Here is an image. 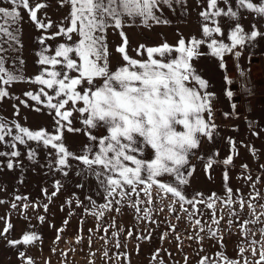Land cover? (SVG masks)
<instances>
[{
    "label": "rangeland",
    "instance_id": "obj_1",
    "mask_svg": "<svg viewBox=\"0 0 264 264\" xmlns=\"http://www.w3.org/2000/svg\"><path fill=\"white\" fill-rule=\"evenodd\" d=\"M250 2L259 6L262 0ZM28 4L32 9L45 5L37 11V20L51 24L50 28H38L28 10L17 8L10 0H0V7L9 11L15 8L20 14L15 22L0 17V24L14 37L0 32V59L7 72L22 78L11 84L0 83V88L9 93L0 100V123L5 125L4 140L0 141V264H28L29 260L32 264H225L224 257L238 264H264V35L222 53V58L213 55L208 46L212 39L231 46L229 34L237 26V19L244 33L256 30L264 34V15L239 6L238 0H217L218 8L226 12L231 7L237 17H213L217 22L213 24L201 15L214 11L209 8V0H171L170 5L159 3L154 9L160 23L149 19L145 24L141 17H122L126 51L132 59L148 58L141 45L153 48L166 42L175 49L180 39L186 47L192 38L205 41L191 64L207 82V89L200 90L208 95L212 113L208 117L214 127L211 138H205L198 156L184 171L187 183L178 185L186 200L201 201L193 208L155 185L151 202L142 190L145 185L136 189L139 196L113 199L102 184L104 176L95 173L98 167L104 171L101 166L89 167L72 157L61 166L56 149L29 140L20 132L17 125L32 132L43 129L57 134L60 117L46 106L54 90L30 81L52 67L41 65L38 53L43 50L44 55L54 56L56 46L80 40L76 32L70 33L71 40L63 35L48 38L60 28L71 26L72 5L67 0H28ZM204 26H218L221 33L205 37ZM106 43L109 68L124 62L117 52L123 44L121 29L107 28ZM171 57L178 58L179 53L173 51ZM155 58L160 57L156 54ZM84 87L82 84L77 90ZM228 91L233 93L231 98ZM27 92L39 95L41 102L26 96ZM75 107H84L83 102ZM72 109L69 101L61 111ZM69 120L70 127L78 131L65 128L63 142L69 152L81 157L91 147L81 113L73 111ZM17 136L25 143L13 139ZM13 152L19 155H11ZM229 158L232 162L226 165L224 161ZM109 200L110 207H104ZM209 202L214 208L207 207ZM26 234L37 239L29 245H10L9 241H22Z\"/></svg>",
    "mask_w": 264,
    "mask_h": 264
},
{
    "label": "snow or ice",
    "instance_id": "obj_2",
    "mask_svg": "<svg viewBox=\"0 0 264 264\" xmlns=\"http://www.w3.org/2000/svg\"><path fill=\"white\" fill-rule=\"evenodd\" d=\"M10 2L17 8L22 6L28 10L30 19L38 28L51 27V24L37 20V11L45 5H37L32 9L28 0H10ZM67 2L72 5L71 26L67 29L60 28L54 36L48 38L54 39L56 35H63L71 40L70 33L76 32L80 40L72 45L56 46L54 56L44 55L43 50L38 53L39 63L52 67L45 69L41 75L30 81L54 90V95L48 96L46 106L50 110L54 109L56 116L60 117V120L56 121L57 134H49L43 129L32 132L17 125L20 132L29 140L42 142L45 147L51 145L52 149H56L57 162L61 166H66L69 157L79 159L89 167L101 166L104 171L101 172L98 167L95 173L98 177L104 176L102 184H106L105 191L113 199L116 196L124 198L133 194L139 196L136 189L140 185H145L142 190L151 202V189L155 185L160 190L178 197L179 201L192 204L195 208V205L201 201L186 200L178 185L187 183L183 170L188 166V158L192 150L198 147L201 137L211 138V129L214 127L204 119L203 115L205 111L209 115L212 114L208 95L195 86L189 87L193 82L198 84L200 89L206 90L208 87L207 82L196 73V69L191 64L192 58L200 55L199 45L205 41L192 38L186 47L184 39H180L175 49L166 42L162 46L153 48H145L141 45V49L147 53L148 60L137 61L127 54L128 40L122 31V17L128 16L132 19L141 17L145 24L149 19L160 23L161 21L154 15V9L159 3L170 5L171 0H67ZM224 2L228 3V0ZM238 4L241 7L246 6L259 15H264V0L259 6L251 3L250 0H238ZM209 8L214 11H205L201 15L205 21L211 20L213 24L217 23L213 17L221 15L229 18L237 17V13L231 7L226 12L218 8L217 0H209ZM0 17H9L15 22L20 18V14L15 8L9 11L0 7ZM109 27L121 29L123 38V44L117 47V52L121 54L126 66H118L115 72L110 71L108 65L106 29ZM202 31L203 35L208 37L213 32L221 33V28L204 26ZM0 32H5L14 39L12 33L7 32L3 24H0ZM261 35L264 34L256 30L250 34L244 33L237 19V26L229 34L231 46L223 42L218 43L216 39H212L208 46L212 49L213 55L222 58V53L232 52L237 45L243 46L246 41L255 40ZM40 43L43 44V39ZM141 49L137 50L138 54ZM173 51L179 53L178 58L171 57ZM156 54L159 55V59L155 58ZM235 55L238 56L239 53ZM57 65H61V68H56ZM69 73H78V75H69ZM21 79L7 72L3 59H0V83L11 84ZM100 80L103 82L97 83ZM228 83L232 81L229 80ZM82 84L86 87L78 91V86ZM41 92L47 96L43 88ZM8 95L5 89L0 88V100ZM25 95L38 103L41 102L39 95L31 92ZM227 96L231 98L233 93L228 91ZM53 99L56 100L55 103L52 102ZM69 101L72 102L73 109L62 112L61 109H65ZM81 101L84 107H75ZM73 111L81 113L82 122L86 127L107 129L109 135L98 140L100 146L98 152L93 153L89 147L85 155L76 157L66 148L63 142V130L66 128L69 132L78 131L70 127L72 122L69 117L73 115ZM84 113L88 115L84 116ZM62 121H67V124L61 123ZM4 129L5 125L0 123V141L4 140ZM13 139L21 144L25 143L20 136ZM97 139L95 135H89L90 141L95 142ZM149 147L153 150V158L150 160L143 158L144 149ZM11 155L18 156L19 153L13 152ZM89 155H92L91 159ZM29 158L31 159L32 156L30 155ZM231 162V158L224 161L226 165ZM8 167L12 168V164L9 163ZM165 177L169 179H163ZM224 180L225 182L228 180L227 173L224 174ZM227 191L230 204L231 189ZM111 203L112 200H109L104 207H110ZM207 207L214 208V204L209 202ZM40 219L43 221V217ZM195 223L199 225L200 221L196 220ZM212 235L215 236V233ZM36 239L35 235L26 234L22 241H9V243L12 246L21 242L29 245ZM218 239L222 240V237ZM252 243L254 244L255 241ZM220 255L223 256L222 253ZM261 258L264 261V252H261ZM224 260L225 264H238L227 260L226 257ZM28 264L32 262L29 260Z\"/></svg>",
    "mask_w": 264,
    "mask_h": 264
},
{
    "label": "crops",
    "instance_id": "obj_3",
    "mask_svg": "<svg viewBox=\"0 0 264 264\" xmlns=\"http://www.w3.org/2000/svg\"><path fill=\"white\" fill-rule=\"evenodd\" d=\"M133 59H135L137 61H147L148 60L147 57H138V58H133ZM118 66H126V62L124 61L122 63H119V64L115 65V66H112V67L109 68V70L112 71V72H115L117 70ZM102 82H103L102 80L97 81V83H102ZM192 86H195L198 90H200L198 84H195V82H193L192 84H189V87H192ZM87 115L88 114L85 113V116H87ZM203 115H204V119L210 123V120H209V117H208V112L205 111ZM84 130H85V137H86V140H87L89 146L92 147L94 152H98L99 151V147H100L99 143H98V140L100 138L105 137L106 135H109V133L107 132V129L106 128H101V127H97L95 129H90L89 127H86L84 125ZM89 135H95L98 138L97 141H95V142L90 141L89 140ZM205 138L206 137H201L198 147L196 149L192 150V152H191V154H190V156L188 158V166L183 170V172L187 168L190 167V165L192 164L194 159L198 156V154L200 152V149L202 148V146L204 144ZM143 158L144 159H148V160L153 158V150H151L150 147L144 149ZM165 178H167V177H165ZM165 178H163V179H165Z\"/></svg>",
    "mask_w": 264,
    "mask_h": 264
},
{
    "label": "built area",
    "instance_id": "obj_4",
    "mask_svg": "<svg viewBox=\"0 0 264 264\" xmlns=\"http://www.w3.org/2000/svg\"><path fill=\"white\" fill-rule=\"evenodd\" d=\"M211 117H213V116H211Z\"/></svg>",
    "mask_w": 264,
    "mask_h": 264
}]
</instances>
